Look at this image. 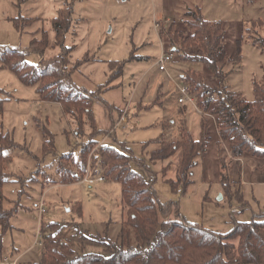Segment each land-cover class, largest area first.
<instances>
[{"label": "rangeland", "instance_id": "rangeland-1", "mask_svg": "<svg viewBox=\"0 0 264 264\" xmlns=\"http://www.w3.org/2000/svg\"><path fill=\"white\" fill-rule=\"evenodd\" d=\"M67 6L72 9V19L64 45L73 46V50L66 55L65 69L78 88L94 94L92 114L96 127L99 124L102 130L93 137L121 151H132L134 169L152 180L161 202L173 203L178 210L175 213L172 208L164 219L185 217L219 232L230 230L235 221L248 220L252 215L264 219V160L245 154L241 162L234 161L228 145L216 143V117L200 112L195 99L187 107L178 102L177 86L185 84L180 73L196 69L208 75L205 64L182 61L175 52L173 60L166 63V72L160 71L156 62L170 46L159 34L161 26L184 29L185 20L192 19L185 12L196 11L198 6L203 17L219 21L224 29L228 59L223 70L229 72L225 83L251 101L252 82L263 76L264 47L254 44L249 35L264 36V0H0V48L24 50L32 64L59 56L52 20L60 8ZM26 17L34 21L26 24L23 19ZM258 19L262 23L252 24ZM43 30L47 31L48 46L40 55L30 49V40L40 37ZM238 40L240 61L235 64ZM131 56L133 59L127 60ZM82 57L90 62L77 67L76 60ZM117 61L120 64L124 61L122 72L103 86L112 72L111 63ZM0 98L4 99L0 130L8 131L19 144L5 152L11 158L6 164L9 181L2 189L4 207L18 205L10 219L12 228L2 238L0 258L16 259L17 264H37L45 241L50 238L62 243L70 241L79 254L109 255L100 240L117 241L121 222L127 218L119 183L107 178L90 183L88 173L72 183L43 181L42 186L41 180L34 179L40 176L36 171L39 167L52 178L60 155L72 152L77 156L79 142L90 136L91 126H85V136L79 140L61 104L41 100L35 86L23 84L7 67L0 68ZM154 101L160 103L151 106ZM125 108L130 117L128 127L110 123L111 117L117 121ZM162 120L165 130L158 126ZM181 120L187 123L193 137L204 138L206 145L209 141L206 157L200 158L193 168V182L183 193L173 190L166 181L176 179L181 150L166 164L149 159V152L158 147L154 140L160 130H164L166 139L175 140ZM203 120H208L207 128L200 127ZM170 121L173 123L169 124ZM113 126L114 132L106 136L105 132ZM44 131L53 136L52 151H43ZM248 158L252 165L246 161V176L238 183L230 181L232 190L239 189L247 203V209L243 210L245 207L238 199L229 198L224 192L220 176L223 170L229 178L240 164L243 174L244 160ZM41 201L45 206L42 213L38 210Z\"/></svg>", "mask_w": 264, "mask_h": 264}, {"label": "trees", "instance_id": "trees-1", "mask_svg": "<svg viewBox=\"0 0 264 264\" xmlns=\"http://www.w3.org/2000/svg\"><path fill=\"white\" fill-rule=\"evenodd\" d=\"M71 14V7H63L52 20L55 44L61 51L59 56L46 60L42 58L39 64H32L26 59V51L0 48V68H9L23 84L35 86L41 100L60 103L63 112L71 118L79 140L85 136V126L92 128L90 136L79 142L81 148L77 156L72 152L59 156L52 178L50 176L49 179V174L39 167L36 171H39L40 176L34 179L37 182L41 180L42 186L43 181L72 183L82 180L88 173L92 178L103 176L117 181L127 218L121 222L117 241L113 242L109 238L100 240L109 255L93 252L79 254L70 241L62 243L49 237L37 264H264L263 218L252 215L248 220L235 221L234 226L226 232L208 229L189 222L185 217L164 219L172 208L175 213L178 210L173 203L161 202L152 180L134 169L132 151H121L109 143H99L94 139L93 136L99 132L92 114L94 94L78 88L65 69L68 63L66 55L73 50V46L64 45L65 34L71 26ZM185 14L192 19L185 20L184 29L176 30L172 25L164 29L161 26L159 34L170 45L168 51L179 54L182 61L204 63L209 74L186 69L180 73V78L189 85V92L194 96L200 112L216 117L218 135L228 145L231 157L249 154L264 158V66L262 78L252 82L253 99L247 100L241 92L232 90L225 83L229 72L224 73L223 68L228 57L223 43L224 29L220 22L206 19L199 11H186ZM23 19L26 24L34 21L31 17ZM257 22L262 23L258 19L253 20L252 24ZM40 35L30 40V49L42 55L48 46L47 31H41ZM249 37L254 44L264 47V36L251 34ZM239 41L233 57L235 64L240 61ZM83 58L76 60L79 61L77 67L88 61ZM131 59L133 56L127 60ZM123 65L124 61L121 64L118 61L111 63L112 72L103 86L120 75ZM3 101L0 98V113ZM155 101L151 106L160 103ZM182 104L184 107L189 106L186 102ZM162 128L165 130L166 126L162 125ZM164 130L155 138L158 147L149 152V159L163 162L180 149L181 166L176 179L166 181L173 190L183 193L193 182V168L206 154L207 141L202 137H193L184 120L179 123L177 139H166ZM52 138L49 132L44 131V152L53 150ZM17 146L19 144L8 131L0 130V257L2 238L12 228L10 219L18 205L6 208L3 204L2 186L9 181L6 164L11 158L5 152ZM220 182L229 198L234 196L247 207L240 190H232V184L223 170Z\"/></svg>", "mask_w": 264, "mask_h": 264}, {"label": "crops", "instance_id": "crops-1", "mask_svg": "<svg viewBox=\"0 0 264 264\" xmlns=\"http://www.w3.org/2000/svg\"><path fill=\"white\" fill-rule=\"evenodd\" d=\"M196 11H199V12H201V8L200 7H196V9H195ZM201 14L203 15L204 13H202L201 12ZM204 16V15H203ZM164 48V47H163ZM173 49V48H172ZM164 50V49H163ZM158 59V58H157ZM88 62H90V61H88ZM156 62H157V60H156ZM159 69V68H158ZM161 71V70H160ZM163 72V71H162ZM95 100V99H94ZM93 100V101H94ZM127 113V117H124V113ZM130 117H129V111H128V109L127 108H125L124 110H122V114H121V116H120V114H118V120L117 121H115L114 120V117L112 116L111 117V120H110V123L112 122V124L113 123H115V122H118V123H121L122 124V128H127L128 127V123L130 122ZM161 122H164L163 120L162 121H158V126L159 127H161L162 128V126H161ZM203 122V123H202ZM202 122H200L199 124H200V127L202 128H204V127H206L207 128V126H208V120H203ZM171 123H173V121H170V123L169 124H171ZM205 123V124H204ZM215 124H216V122H215ZM115 126V125H114ZM114 126L112 127V128H110L108 131H106L104 134L106 135V136H109L110 137V135L114 132ZM98 130H100V132H101V128L99 127V124H98V128H97ZM214 129H215V132H216V137H217V141H216V143H222V142H224V141H222L221 139H220V137H219V135H218V132H217V127H216V125H214ZM161 132H163V130H160V133L158 134V136L161 134ZM87 138V137H86ZM208 140H210V139H208ZM99 143H101V142H104L102 139H99V141H98ZM209 145V141H208V144L206 145V146H208ZM206 154H207V149H206ZM206 154L202 157V159L203 158H205L206 157ZM248 156H251V155H249L248 154ZM242 157L243 156H241V157H238V158H235V159H233L234 161H237V162H241V160H242ZM253 157V156H252ZM261 160H264V158H260ZM168 160V159H167ZM167 160H165L164 161V163L166 164V163H168L169 162V160L167 161ZM246 161H248V163L250 164L249 166H251L252 164H251V158H248L247 160H244V163H245V167L243 168V174H242V168H241V164H240V168H239V170H236L235 171V173H231L230 175H229V178H230V181H233V182H240V180H241V178H242V176H246L245 175V169H246ZM236 172H238V174H236ZM232 174H234V176H236V177H233V175ZM97 181H102V180H97ZM6 183H4L3 184V186L5 185ZM63 184V183H62ZM3 186H2V189H3ZM180 193V192H179ZM5 198V197H4ZM3 204H4V199H3ZM247 208L245 207L243 210H246ZM234 210V209H233ZM232 210V211H233ZM243 210H240V211H243ZM235 211V210H234ZM237 211V210H236ZM178 213V212H177ZM254 214V213H253ZM258 214H260V212L258 213ZM181 215V214H180Z\"/></svg>", "mask_w": 264, "mask_h": 264}, {"label": "built area", "instance_id": "built-area-1", "mask_svg": "<svg viewBox=\"0 0 264 264\" xmlns=\"http://www.w3.org/2000/svg\"><path fill=\"white\" fill-rule=\"evenodd\" d=\"M174 53L172 51H163L158 59H157V63H158V68L159 70L166 72L167 68H166V63L167 62H171L174 58ZM178 91H179V96H178V102L180 103H192L194 104V97L193 95L190 94L189 92V86L188 84H184V85H178L177 86ZM124 117H127V113H124ZM105 178L103 176H99L97 178H92L89 177L87 178V180L90 183H93L95 180H104ZM180 191V190H178ZM38 210L40 213L45 211V206H44V202L41 201L38 205ZM0 264H17L16 259H8L7 257H3L2 259L0 258Z\"/></svg>", "mask_w": 264, "mask_h": 264}]
</instances>
